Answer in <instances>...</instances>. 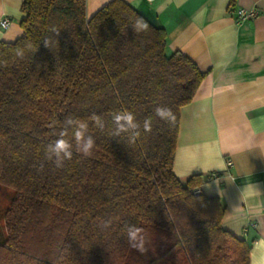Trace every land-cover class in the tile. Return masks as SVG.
Wrapping results in <instances>:
<instances>
[{
    "label": "trees",
    "instance_id": "trees-1",
    "mask_svg": "<svg viewBox=\"0 0 264 264\" xmlns=\"http://www.w3.org/2000/svg\"><path fill=\"white\" fill-rule=\"evenodd\" d=\"M20 9V34L0 41V185L15 190L0 264H249V244L222 225L224 204L200 190L211 176L182 182L173 171L180 108L206 72L180 50L167 53L165 30L124 0L90 17L86 0H23ZM141 19L147 30L134 32ZM157 106L171 108L174 123L157 118ZM124 110L139 137L110 136ZM68 116L88 125L96 146L57 169L43 150ZM126 224L145 230L146 254L128 246Z\"/></svg>",
    "mask_w": 264,
    "mask_h": 264
},
{
    "label": "crops",
    "instance_id": "crops-1",
    "mask_svg": "<svg viewBox=\"0 0 264 264\" xmlns=\"http://www.w3.org/2000/svg\"><path fill=\"white\" fill-rule=\"evenodd\" d=\"M23 0H0V41L21 32ZM110 0H86L87 17ZM166 32L167 53L180 50L205 77L180 108L173 171L185 182L210 175L200 190L225 206L222 225L264 264V0H124ZM239 8L258 14L236 18Z\"/></svg>",
    "mask_w": 264,
    "mask_h": 264
},
{
    "label": "clouds",
    "instance_id": "clouds-1",
    "mask_svg": "<svg viewBox=\"0 0 264 264\" xmlns=\"http://www.w3.org/2000/svg\"><path fill=\"white\" fill-rule=\"evenodd\" d=\"M134 32L147 30V24L141 19L137 20L135 24L132 25ZM56 35L59 34V30L53 28L52 31ZM58 41L54 38L44 39V45L49 48H53ZM32 46L28 47V51L34 52L36 50ZM21 49H17L15 55L21 56L23 52ZM154 114L160 120L172 124L174 123L176 117L172 109L167 106H157L154 109ZM93 121L99 125L101 128L104 125L101 123V117L98 115L93 116ZM115 128L110 133L112 138H117L118 140H124L125 137L122 134L129 133L131 130L135 137L141 135L139 129L141 125L137 122L135 115L129 111L124 110L121 114L114 116ZM63 127L55 133L54 140L50 142L44 151V155L48 161L54 162L55 168L59 169L64 166V161H69L73 158L74 152L82 154L84 157L91 156L93 149L96 146V141L92 135L87 132L88 125L79 120L74 119L71 116L65 117L63 122ZM153 120L148 117L143 120L142 131L143 133H151ZM71 135V139H69ZM127 142L129 145L135 143L132 137H128ZM43 165H40L39 170L43 169ZM112 224V219L101 220L98 227L103 231L108 229ZM126 235L127 243L131 249L139 252L140 254H146L149 250L148 240L144 234L145 230L137 226L136 224H126Z\"/></svg>",
    "mask_w": 264,
    "mask_h": 264
},
{
    "label": "rangeland",
    "instance_id": "rangeland-1",
    "mask_svg": "<svg viewBox=\"0 0 264 264\" xmlns=\"http://www.w3.org/2000/svg\"><path fill=\"white\" fill-rule=\"evenodd\" d=\"M15 190L8 186L0 185V241L6 238V229L4 223V212L9 206Z\"/></svg>",
    "mask_w": 264,
    "mask_h": 264
},
{
    "label": "built area",
    "instance_id": "built-area-1",
    "mask_svg": "<svg viewBox=\"0 0 264 264\" xmlns=\"http://www.w3.org/2000/svg\"><path fill=\"white\" fill-rule=\"evenodd\" d=\"M152 1V0H147ZM258 14L257 10L254 8H239L236 10V18L239 20H247L255 17ZM8 25V19L7 18H1L0 19V26L6 27Z\"/></svg>",
    "mask_w": 264,
    "mask_h": 264
}]
</instances>
